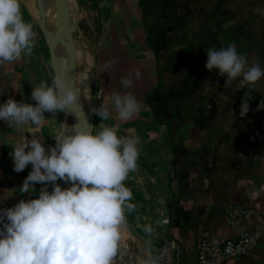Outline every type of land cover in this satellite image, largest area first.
Wrapping results in <instances>:
<instances>
[{
    "label": "crops",
    "instance_id": "obj_1",
    "mask_svg": "<svg viewBox=\"0 0 264 264\" xmlns=\"http://www.w3.org/2000/svg\"><path fill=\"white\" fill-rule=\"evenodd\" d=\"M77 1L95 9L102 25L96 43L104 62L107 87L103 83L102 89L109 93L100 100L111 115L102 121L94 114L93 135L103 124L120 137L139 139L137 168L124 181L136 209L126 213L122 229L134 263L139 258L144 264L148 240L155 256L159 240L172 237L181 246V264H193L202 238L234 237L264 224V108L257 110L264 99V77L254 87L242 77L225 85L226 76L205 68L206 49L229 45L248 58V66L255 62L264 68V15L253 11L264 9V0ZM136 48L146 55L147 68L130 60L128 52ZM94 59L97 63L96 55ZM113 60L117 62L106 68ZM134 69L141 72L139 80ZM130 73L133 85L124 88L121 79ZM29 79L25 57L0 65V104L9 98L32 103ZM137 82L143 89L140 111L121 120L113 94L135 97ZM245 93L249 112L241 117ZM93 104L97 107L96 99ZM67 117L45 113L40 127H9L0 121V193L11 207L21 199H37L45 185L20 193L32 166L14 172L9 153L25 138H40L46 149L54 146L56 131L67 128ZM235 207L253 213L231 218ZM144 225L152 226L150 235ZM224 264H264V233L250 253Z\"/></svg>",
    "mask_w": 264,
    "mask_h": 264
},
{
    "label": "clouds",
    "instance_id": "obj_2",
    "mask_svg": "<svg viewBox=\"0 0 264 264\" xmlns=\"http://www.w3.org/2000/svg\"><path fill=\"white\" fill-rule=\"evenodd\" d=\"M253 11L264 15V9ZM35 46L33 25L24 20L20 0H0V65L31 56ZM206 53L205 68L226 76L225 85L242 77L254 87L264 77V68L255 62L248 66V58L239 54L235 45L209 48ZM116 62L109 61L105 67ZM134 73L139 80L140 70L134 69ZM121 84L132 87V74L122 78ZM31 100L35 104L7 99L0 104V121L9 127H40L45 113L83 112L74 83L60 74L50 85L41 82L33 88ZM113 101L121 120H130L140 111L131 94H113ZM261 108L264 99L257 110ZM91 112L102 121L111 115L103 105L92 107ZM248 112L245 93L239 114L244 117ZM100 127L95 135L84 121L60 128L55 145L47 149L38 137L14 145L9 153L13 171L20 173L32 166L19 192H35L36 184L45 187L37 199H21L11 208H0V264H113L122 229L127 227L126 213L136 209L124 181L137 168L139 139L120 137L114 128L103 124ZM58 181L70 186L62 188ZM143 231L150 235L152 226L144 225ZM146 249L144 264H160V257L152 255L150 240Z\"/></svg>",
    "mask_w": 264,
    "mask_h": 264
},
{
    "label": "rangeland",
    "instance_id": "obj_3",
    "mask_svg": "<svg viewBox=\"0 0 264 264\" xmlns=\"http://www.w3.org/2000/svg\"><path fill=\"white\" fill-rule=\"evenodd\" d=\"M20 4L24 20L33 25V31L35 33L36 46L34 47L33 54L31 56L25 57L27 61V74H29V80H31V87L33 90V88L37 87L41 82H47L50 85L54 76L50 67L48 48L37 24L36 0H20ZM70 8L78 24L77 32L79 35L74 37V50L77 66V85L79 88V94L84 97L88 104H92L93 107V103L96 99L98 108L101 105V95L102 97L106 98L107 93H109L106 91L107 89H102L105 84L102 82L104 81V62H102V59L98 54L99 51L96 43L100 36L102 25L95 9H92L88 5L80 4L77 0H72L70 3ZM125 21L126 20L122 19L121 23ZM136 37L139 36H133L134 39H136ZM123 39L125 40V38ZM128 53L130 60H133L137 66L144 65L146 66L145 68H147L148 65L145 63L147 61V57H145L146 55L144 56L143 52L139 51L138 48H136V50L129 51ZM95 55L97 57L98 75L97 78L95 75L94 80L90 81L89 79L83 78V75L90 71ZM151 59H153V57H149V60ZM144 60L146 61L144 62ZM139 83L140 82H137L135 86V99L138 103L141 101L139 100V97H141L140 92L143 90L139 87ZM106 87L107 86L105 84V88ZM32 103L35 104L34 101H32ZM66 120L67 127L71 126L70 119L67 117ZM59 184L62 187L64 183L63 181H59ZM124 234L125 232L122 233V240L125 237ZM113 264L115 263L113 262ZM137 264H141L139 258L137 259Z\"/></svg>",
    "mask_w": 264,
    "mask_h": 264
},
{
    "label": "water",
    "instance_id": "obj_4",
    "mask_svg": "<svg viewBox=\"0 0 264 264\" xmlns=\"http://www.w3.org/2000/svg\"><path fill=\"white\" fill-rule=\"evenodd\" d=\"M36 5L37 24L48 48L49 62L53 76L60 74L66 79L72 81L79 93L74 50V37L78 36L79 34L77 32L78 24L70 8V0H36ZM47 7H53L55 10L60 37H57L55 31L51 29L46 20L45 11ZM96 65V59H94L90 71L86 72L83 75V78L93 80L96 72ZM80 99H84V97L80 95ZM92 107L93 105L88 104V102L85 100V105H83V112L81 114L77 115L69 113L67 116L70 119L71 126L77 125L81 121H84L93 129L94 114L91 112ZM69 186L70 185L63 184L62 188ZM115 260L119 264H135L131 250L125 241L119 242L118 253Z\"/></svg>",
    "mask_w": 264,
    "mask_h": 264
},
{
    "label": "built area",
    "instance_id": "obj_5",
    "mask_svg": "<svg viewBox=\"0 0 264 264\" xmlns=\"http://www.w3.org/2000/svg\"><path fill=\"white\" fill-rule=\"evenodd\" d=\"M0 208H11L0 193ZM253 213L251 208L235 207L229 212L231 218L245 217ZM264 233V224L257 223L252 228L239 232L234 237L212 235L200 240L196 260L193 264H224L238 260L250 253ZM181 246L170 236H163L157 243L155 256L160 264H181Z\"/></svg>",
    "mask_w": 264,
    "mask_h": 264
},
{
    "label": "bare ground",
    "instance_id": "obj_6",
    "mask_svg": "<svg viewBox=\"0 0 264 264\" xmlns=\"http://www.w3.org/2000/svg\"><path fill=\"white\" fill-rule=\"evenodd\" d=\"M45 16H46V20H47L49 26L51 27V29H53V31H55L57 37H60L59 36V28H58L57 16H56V13H55V10L53 9V7H47L46 8ZM80 102L83 105H85V100L84 99H80ZM121 241H124V239L123 240L121 239ZM114 263L115 264H119L115 259H114Z\"/></svg>",
    "mask_w": 264,
    "mask_h": 264
}]
</instances>
